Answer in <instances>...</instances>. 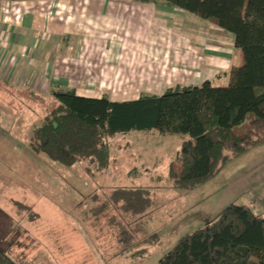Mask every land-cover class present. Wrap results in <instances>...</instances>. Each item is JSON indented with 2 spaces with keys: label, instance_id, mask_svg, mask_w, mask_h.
Returning a JSON list of instances; mask_svg holds the SVG:
<instances>
[{
  "label": "rangeland",
  "instance_id": "obj_1",
  "mask_svg": "<svg viewBox=\"0 0 264 264\" xmlns=\"http://www.w3.org/2000/svg\"><path fill=\"white\" fill-rule=\"evenodd\" d=\"M79 3L102 18L87 24L89 34L81 37L86 43L107 44L118 31L133 30L131 22L119 26L112 21L114 0ZM213 28L209 38L228 48L234 35ZM234 61V66L243 65V54ZM211 82L226 85L218 78ZM12 88L0 84V250L24 257L27 264H159L182 237L204 228L230 205L248 206L264 217V143L192 191L175 188L169 177L188 137L155 130L110 138L108 170L87 169L85 163L65 168L30 146L50 94L41 102L32 90ZM123 188L150 192L141 196L143 213L135 217L116 206L115 194ZM114 217L125 223L124 230L113 225Z\"/></svg>",
  "mask_w": 264,
  "mask_h": 264
},
{
  "label": "trees",
  "instance_id": "obj_2",
  "mask_svg": "<svg viewBox=\"0 0 264 264\" xmlns=\"http://www.w3.org/2000/svg\"><path fill=\"white\" fill-rule=\"evenodd\" d=\"M159 1L233 34L243 65L231 67L225 86L206 81L125 102L53 90L30 139L34 152L65 168L85 163L87 169L105 171L112 163L109 139L118 134L155 130L187 136L169 177L175 188L192 191L232 159L264 143V0ZM32 93L41 102L49 100ZM149 193L123 188L114 199L118 208L136 217L145 210L141 196ZM113 223L124 230L118 217ZM7 252L0 250V264H27L24 257ZM159 264H264V217L248 206L230 205L204 228L182 237Z\"/></svg>",
  "mask_w": 264,
  "mask_h": 264
},
{
  "label": "crops",
  "instance_id": "obj_3",
  "mask_svg": "<svg viewBox=\"0 0 264 264\" xmlns=\"http://www.w3.org/2000/svg\"><path fill=\"white\" fill-rule=\"evenodd\" d=\"M114 1L112 21L131 22L133 30L94 46L81 37L89 34L87 24L102 18L82 10V0H0V84L113 102L162 96L216 78L227 84L239 52L234 40L222 48L209 38L215 26L159 0Z\"/></svg>",
  "mask_w": 264,
  "mask_h": 264
}]
</instances>
